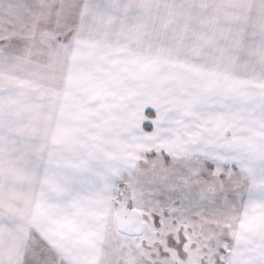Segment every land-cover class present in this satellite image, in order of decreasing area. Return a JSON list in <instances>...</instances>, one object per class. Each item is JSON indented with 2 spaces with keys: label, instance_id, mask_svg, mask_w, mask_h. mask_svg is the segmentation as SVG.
Instances as JSON below:
<instances>
[{
  "label": "snow or ice",
  "instance_id": "snow-or-ice-1",
  "mask_svg": "<svg viewBox=\"0 0 264 264\" xmlns=\"http://www.w3.org/2000/svg\"><path fill=\"white\" fill-rule=\"evenodd\" d=\"M0 264H264V0H0Z\"/></svg>",
  "mask_w": 264,
  "mask_h": 264
}]
</instances>
